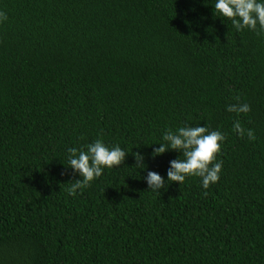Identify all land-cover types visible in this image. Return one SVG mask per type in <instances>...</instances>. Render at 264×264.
<instances>
[{"label": "trees", "instance_id": "16d2710c", "mask_svg": "<svg viewBox=\"0 0 264 264\" xmlns=\"http://www.w3.org/2000/svg\"><path fill=\"white\" fill-rule=\"evenodd\" d=\"M213 5L0 0V264H264V33ZM182 126L224 135L218 181L149 190ZM96 139L125 160L69 195L67 150Z\"/></svg>", "mask_w": 264, "mask_h": 264}, {"label": "clouds", "instance_id": "9594fccd", "mask_svg": "<svg viewBox=\"0 0 264 264\" xmlns=\"http://www.w3.org/2000/svg\"><path fill=\"white\" fill-rule=\"evenodd\" d=\"M212 9L214 16L230 19L236 31L245 28L256 31L259 28V31L264 33V0H214ZM3 19L6 17L0 13V20ZM249 110L247 104L226 107V111L237 114L247 113ZM232 127L237 134H245L239 121L234 122ZM246 134L249 140L254 139L251 130ZM224 138L220 131H209L204 126H182L175 131L166 130L160 138L161 142L154 143L159 146L153 148L152 157L155 158L168 150H177L182 154V158L169 162L166 180L156 172L147 171L143 179L148 189L155 192L164 188L168 182L181 184L186 177L191 176L200 178L203 189H207L210 183L215 184L219 179L222 165L219 161H213L221 149ZM126 154L119 145L108 147L101 139H96L79 151L76 148L68 149L66 157L68 167L80 177L71 183L67 189L68 194L73 195L76 189L99 178L105 168L119 166L125 160ZM133 157L135 166L146 171V165L142 163L143 155L133 153Z\"/></svg>", "mask_w": 264, "mask_h": 264}]
</instances>
